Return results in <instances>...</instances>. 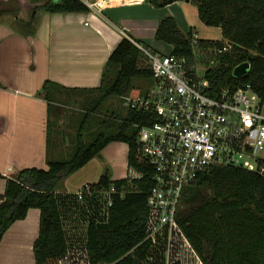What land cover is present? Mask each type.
Masks as SVG:
<instances>
[{
  "label": "trees",
  "instance_id": "16d2710c",
  "mask_svg": "<svg viewBox=\"0 0 264 264\" xmlns=\"http://www.w3.org/2000/svg\"><path fill=\"white\" fill-rule=\"evenodd\" d=\"M151 1L165 6L176 0ZM192 1L200 20L206 25L220 27L224 37L222 40L200 38V41L212 47L220 46L224 40L232 44L231 50L216 56V63L207 69L206 94L218 98L223 89L232 92L250 85L264 96V0ZM35 9L50 13L87 11L80 0H47ZM3 14L13 15L23 32L32 31L31 20L18 18L17 7L6 3L0 6V15ZM191 36L192 28L182 32L173 16L162 18L154 33L156 40L172 46V53L186 55L191 53ZM242 61L249 62L248 72L241 77L233 76V67ZM138 77H151L150 63L124 36L109 54L98 87H66L50 80L43 83L41 93L48 103V128L54 123L50 121L53 103L59 102L61 95L66 96L65 103L81 95L83 100L92 102L84 95L96 92L101 94V99L113 95L121 97L131 91ZM149 119L147 114L127 108L114 125L115 131L99 133L88 143L78 136L70 158H49L45 169L25 167L5 177V189L0 194V241L7 228L24 218L29 208H38L34 264H60L70 243L57 190L65 177L98 156L109 142L123 141L128 145V166L138 176L111 179L104 172L96 182L90 183L95 191L110 187L114 191L110 193V202L103 198L105 206L88 217L85 229L87 260L89 264H163V240L155 248L146 238L149 215L146 200L154 183V170L138 148L137 131L138 126L148 123ZM102 123L110 128L113 125L110 120ZM48 135L50 138V131ZM95 194L85 198L88 206ZM74 197L77 198L76 193ZM76 202L81 204L78 198ZM177 221L203 264H264V177L233 166L208 169L183 189ZM170 264L181 263L174 260Z\"/></svg>",
  "mask_w": 264,
  "mask_h": 264
},
{
  "label": "crops",
  "instance_id": "0c3cea01",
  "mask_svg": "<svg viewBox=\"0 0 264 264\" xmlns=\"http://www.w3.org/2000/svg\"><path fill=\"white\" fill-rule=\"evenodd\" d=\"M144 3L107 6L99 15L87 11L50 13L34 10L41 4L17 3L20 20L26 21L23 15L32 9L29 20L33 29L28 33L20 29L15 17L9 14L0 17V194L5 189V177L15 171L25 167L45 169L49 158L65 157L66 137L61 117L69 105L64 94L59 102L53 103L56 108L52 107L50 121H55L56 129L52 126L49 129L48 103L41 93L43 83L50 80L66 87H98L103 66L119 40L125 36L138 42L137 38L143 36L132 22L129 8ZM160 20L154 22L153 37ZM124 143L109 142L98 156L65 177L57 190L70 243L67 255L60 258L61 264H88L87 220L93 211L106 204L104 197L95 194L90 198V206L86 202L78 205L75 191L86 182H96L104 172L111 179L138 176L128 166V145ZM39 215V209L31 207L24 218L7 228L0 241V264L35 263L33 242L38 236Z\"/></svg>",
  "mask_w": 264,
  "mask_h": 264
},
{
  "label": "built area",
  "instance_id": "2783aa9c",
  "mask_svg": "<svg viewBox=\"0 0 264 264\" xmlns=\"http://www.w3.org/2000/svg\"><path fill=\"white\" fill-rule=\"evenodd\" d=\"M80 1L88 13L99 15L107 6H133L147 0ZM132 42L148 59L153 79L144 93L121 96L127 108L151 117L137 131L138 148L154 170L146 200V238L155 248L163 240V264L174 260L184 264L188 250L195 252L177 221L183 189L216 166L238 167L264 177V96L250 85L232 92L223 89L218 98L206 94V71L216 63V56L231 50L227 40L212 47L192 31L190 55L162 54ZM197 49L208 57L206 63L195 60ZM113 191V187L95 191L86 182L75 193L83 203L94 192L109 203Z\"/></svg>",
  "mask_w": 264,
  "mask_h": 264
},
{
  "label": "rangeland",
  "instance_id": "374dc122",
  "mask_svg": "<svg viewBox=\"0 0 264 264\" xmlns=\"http://www.w3.org/2000/svg\"><path fill=\"white\" fill-rule=\"evenodd\" d=\"M46 1L47 0H0V6L6 4L3 2H7L10 6L17 7V3L19 5H36L43 2L45 3ZM191 1L192 0H176L171 4L159 6L154 4L151 0H147L142 6L130 7L129 11L131 18L134 19L132 22L138 26L142 33L141 35H143L142 37L137 38L138 43L143 47L152 49L154 52L162 54L170 53V44L156 40L153 37L154 22L169 15L175 18L178 27L182 32H187L189 27H191L192 31L196 33L197 38L222 40L224 37L220 27L210 26L203 23L198 16L196 6L192 3L193 1ZM31 13L32 9L27 14L23 15L24 18L29 20ZM18 15L19 14H17V16ZM1 16L2 15H0V17ZM9 16L11 18L14 17L10 14ZM206 59H208L206 54H202L200 50L197 49L195 60L197 62L206 63ZM248 70L249 62L242 61L233 67L232 74L235 77H241L244 76ZM199 72H203V67L199 69ZM113 76L114 74L110 77ZM152 83V77L135 78L133 81V87L128 94L136 95L138 93H143L152 85ZM84 97L92 102L83 100L82 95L77 99L76 96H73V98L67 102L69 106L63 110L61 119L64 123L61 124V129L65 131L63 132L66 137V144L63 146V155L65 157L62 156L59 159L70 158L73 155L78 136H80L85 143H88L99 133L109 134L112 131H115L114 128L116 124H118L119 118L123 117L125 113L124 111L127 109L126 105L123 103V99L118 96L113 95L107 98L102 97L103 99H101V94L96 92L90 94L87 93ZM104 120L112 121V127H106L102 123ZM52 128L56 129L55 121L52 124ZM124 144H126V142ZM188 251L190 253L186 254V263L198 264L195 256L190 250Z\"/></svg>",
  "mask_w": 264,
  "mask_h": 264
}]
</instances>
